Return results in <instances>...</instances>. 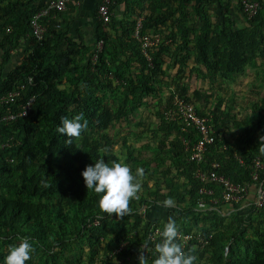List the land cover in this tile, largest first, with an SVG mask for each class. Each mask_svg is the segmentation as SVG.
Returning <instances> with one entry per match:
<instances>
[{"label": "trees", "instance_id": "obj_1", "mask_svg": "<svg viewBox=\"0 0 264 264\" xmlns=\"http://www.w3.org/2000/svg\"><path fill=\"white\" fill-rule=\"evenodd\" d=\"M51 1L0 0V97L20 91L13 104L0 105V261L10 245L27 236L33 251L25 264H116L129 254L130 248L115 254L128 233L140 230L139 241L149 226L164 225L172 217L179 233L210 236L203 247L194 237L186 243L183 251L195 257L193 264H264L261 225L248 214L239 215L244 210L237 204L229 207L230 212L200 213L196 206L202 185L194 177L198 168L209 169L216 161L219 174L248 183L252 162L259 159L264 164V97L252 104L249 120L237 121L231 99L225 98L227 92L220 85L242 77L247 68L258 67V61L264 65V0H258L257 14L246 19L242 29L221 12L213 21V14L204 9L223 0H114L110 22L106 26L97 22L94 44L102 41L103 48L96 63H91L93 45L77 42L63 27L55 29L54 10L39 18L46 26L45 36L38 40L34 35L32 20ZM237 6L242 13L239 1ZM117 8L124 9L119 22ZM141 17L140 34L161 38L159 46L148 51L151 65L133 36ZM169 41L175 46L174 54L167 53ZM165 54L174 56L173 65H179L177 77L187 69L189 80L195 72L196 78L207 81L210 91L194 89L189 97V86L179 85L163 106L158 100L156 125L147 129L153 143H158L150 148L155 152L150 160L136 157L126 137L121 143L125 153L116 154L117 143L108 131L128 121L147 105L148 98L159 97L166 86L162 82L169 78L162 70ZM189 60L194 63L191 68ZM174 93L192 103L199 115H209L213 126L214 143L199 165L188 160L189 152L180 141L185 135L181 123L164 119ZM31 98L28 112L17 116ZM210 103L214 104L206 111ZM8 113L14 118L1 120ZM80 113L87 125L69 143L56 128L62 118ZM134 137L141 139L138 134ZM189 138L192 144L197 141L193 132ZM97 158L127 164L133 174L143 170L137 198L130 200L129 211L120 220L102 212L95 204L97 195L84 186L80 173ZM260 181L264 182V171ZM168 198L174 206L163 205ZM141 206L147 213L162 210L163 218L151 214L145 222L143 215L134 212ZM245 211L264 215V208ZM224 216H233V223L217 229ZM154 258L147 259L148 264Z\"/></svg>", "mask_w": 264, "mask_h": 264}, {"label": "built area", "instance_id": "obj_2", "mask_svg": "<svg viewBox=\"0 0 264 264\" xmlns=\"http://www.w3.org/2000/svg\"><path fill=\"white\" fill-rule=\"evenodd\" d=\"M112 0H103L101 5L97 8V14L99 20L103 23H107L110 19V12L108 5ZM241 3L242 13L247 20L255 17L259 10L258 0H237ZM66 0H52L47 9L34 16L32 20V29L34 35L41 40L46 32V26L40 23L39 18L41 16H47L52 10L55 13L52 18L55 19L56 14L65 9ZM142 28V20L136 21L133 36L138 42L139 48L145 57L149 65H151V56L148 54L149 49L158 47L161 38L159 35L154 36H142L140 34ZM101 43L98 44L97 50H100ZM20 96V91L16 90L10 92L5 96L0 97V105L13 104L15 100ZM33 102V98L29 99L25 105L22 106L21 111L17 113V116H24ZM171 106L164 112V119L168 122H180L181 132L185 133L180 138L185 150L189 152L188 160L194 162L197 165L204 162L205 154L208 147L214 143V129L210 124L209 115H199L194 105L180 97L177 93H174L171 102ZM14 116L8 113L1 120H11ZM193 132L197 135V141L193 144L190 141L189 133ZM186 135L188 138H186ZM236 161L243 166V161L238 156H235ZM220 168L218 162L213 161L210 164L209 169L198 168L194 174V177L202 184L199 190V199L197 201L196 209L200 212L210 213L211 211H218V207H230L233 204L239 205V209H251L253 207L256 211L264 208V182L260 181V173L264 171V164L259 159H255L251 166L250 182L238 183L232 181L229 177L217 173ZM208 186H212L208 188ZM97 224V223H96ZM161 223L158 225H151L148 228L147 234L144 239L139 241L140 230H134L125 236L124 240L120 242L119 248L115 251L119 253L124 251L125 248H130L129 254H123L121 259H117L116 264H122L123 262L134 261L141 253H143L147 259L152 256H156L155 245L161 242V232L163 231ZM203 247L208 244V239L203 238L199 233L182 234L178 232L176 242L181 245L182 251L192 238ZM137 238V239H136ZM135 264H138L136 260Z\"/></svg>", "mask_w": 264, "mask_h": 264}, {"label": "clouds", "instance_id": "obj_3", "mask_svg": "<svg viewBox=\"0 0 264 264\" xmlns=\"http://www.w3.org/2000/svg\"><path fill=\"white\" fill-rule=\"evenodd\" d=\"M102 1L103 0H101V2L96 7V19L97 22H100L102 25L106 26L113 16V13L110 11V6L114 4V0H112L108 5L110 19L107 23H103L101 20H99L97 14V8L101 5ZM67 2L68 0H66V4ZM66 4L65 9L61 12H58L55 19L52 18L55 23V29L63 27L62 23H60V15L65 12ZM142 18L143 17L138 19L143 21ZM100 43L101 48L100 50H97V46ZM102 48V41L93 44L94 55L91 58V63L97 62L98 53L102 50ZM86 125L87 121L84 120L83 113H80L72 118H62L56 128V131L68 137V141L71 143V139L74 137H79ZM261 139L264 140V137ZM80 175L83 179L86 190H91L97 195V199L95 201L96 206L102 212L108 213L110 215L115 214L117 217L114 216V218L116 220H120L121 216L125 215L129 211L130 200L137 198V193L141 188V184L138 182V177L143 176V170L138 168L136 170V174H133L127 164L120 163L115 160L106 162L103 158H97L93 164L85 166ZM162 203L165 207L174 206V201L171 198L164 200ZM218 210L225 212V210H229V207H221V209L218 207ZM134 212H138V214L143 215V217L144 214L147 213V211L144 209V206L139 207L137 211L135 210ZM214 212L216 211H211L208 214L205 212L200 213L209 216ZM177 236L178 230L175 220L172 217H169L163 226V231L161 232V242L155 245V252L157 255L152 260V264H193L195 257L192 255H187L184 251H182L181 245L176 242ZM32 251V241L29 237L22 236L19 238L18 243L9 246L7 255L4 256L2 261H0V264H25V262L30 259ZM137 261L138 264H148L147 257L143 253L138 255Z\"/></svg>", "mask_w": 264, "mask_h": 264}, {"label": "rangeland", "instance_id": "obj_4", "mask_svg": "<svg viewBox=\"0 0 264 264\" xmlns=\"http://www.w3.org/2000/svg\"><path fill=\"white\" fill-rule=\"evenodd\" d=\"M223 1L225 3L228 2V0H223ZM236 8L238 9L237 2H236ZM205 10L208 11L209 14L210 13L213 14V11H211V6H205ZM261 70H264V65H262L259 68L260 74H253L252 70L249 69L241 77V79L239 80L237 79L236 82H225L223 84H220L222 85L223 90H226L227 92V96L225 98L227 100L231 99L230 104L233 106L232 115L235 117L237 121H242L244 119L249 120L251 118L252 104H254L255 102H259L260 97H264V81H263L264 72H261ZM187 73L188 72L186 71L185 74L179 75L178 77L175 75L176 72L171 74L168 73L169 75L168 82L167 81L162 82L163 83L162 86L165 84L167 87L164 86V88L161 90L162 92L159 95V97L148 98L146 100L147 105L141 107V109L136 111L134 114H131L128 121L121 122L120 124H116L112 130L108 131V134L117 143V146L114 148L116 154H118L119 152L125 153V148L121 146V143L123 137H126L127 146L131 147L136 157H139L140 159H144V160H150L155 155V152L152 151L150 148L154 147L155 145L158 146V143L157 142L156 144L153 143L154 140L151 138V134L147 131V129L154 128L156 125V120H157L156 108H158L157 107L158 100L160 106H163L167 101L170 91L175 90L176 87L179 85L189 86L187 92V95L189 97H191V93L194 89L199 90L201 92H205L207 94L210 91V86L208 85L207 81L202 82L200 79L196 78L193 73L191 75V79L188 80ZM218 93L220 92L216 91V94ZM216 94L215 97H213L214 98L213 100H216ZM192 102L196 103L194 100ZM213 104L210 103L208 107L205 108V110L206 111L208 109L210 110ZM250 122L251 121H249V123ZM238 126H241L240 129H243L244 127L240 122ZM232 132L237 133L235 128L232 129ZM137 134L141 135V139L138 138L136 139L134 137ZM161 212L163 213L162 210ZM225 212H227V210H225ZM151 214L152 213H150L149 211L148 216H150ZM234 217H237V215H235ZM234 217L224 216L223 217L224 220L220 221L221 225L218 224L217 229L223 228L224 225L230 222L233 223ZM249 217L250 219H255L254 224L261 225L259 229H261L262 231L264 230V215L262 213L249 214ZM217 221L219 220L217 219ZM199 224L203 225L201 222H199ZM210 224L211 223H209L208 226ZM215 227L216 226H214L213 228ZM200 264H206V263L205 261H202Z\"/></svg>", "mask_w": 264, "mask_h": 264}, {"label": "crops", "instance_id": "obj_5", "mask_svg": "<svg viewBox=\"0 0 264 264\" xmlns=\"http://www.w3.org/2000/svg\"><path fill=\"white\" fill-rule=\"evenodd\" d=\"M101 2V0H68L66 4V10L61 15V22L63 23V28L69 32V36H72L77 42H84L86 44H89L90 47L94 44L95 41V34L97 30V19H96V7ZM236 2L237 0H228V2L223 1V5L226 8V5H228V10H225V8H221L220 4H215L211 6V11H213V16H210L211 19L214 21L215 15L218 14V12H221V16L225 15L229 18L230 21L233 22V25L236 29H242L247 26V21L244 18L243 14L238 11L236 8ZM191 9V7H189ZM205 9V6H204ZM117 11V17L118 22L122 18V13L124 9L117 8L115 9V12ZM191 22V21H190ZM169 45V50H167V53L174 54L175 52V46L171 44V41L167 42ZM169 54H165L164 61L165 64L162 67V70H165V72L168 73H175L178 71L179 65H173L174 56H171L169 58ZM130 56V54H128ZM188 66L191 68L193 67L194 63L192 60L188 61ZM258 67L255 68H247L246 72L250 69L252 70L253 74H260L259 68L262 66V63L258 61ZM176 69V70H175ZM184 71H189L185 69ZM263 70H261L262 72ZM245 72V73H246ZM193 74L195 72H192ZM241 79L238 78V80ZM237 79L234 81L236 82ZM228 208V207H225ZM246 210V209H245ZM241 211L239 212L241 214L249 216V213L247 211ZM152 215L155 218H158L159 216L163 218V213L161 211H153ZM145 222L150 221V216H148V213L144 214Z\"/></svg>", "mask_w": 264, "mask_h": 264}]
</instances>
